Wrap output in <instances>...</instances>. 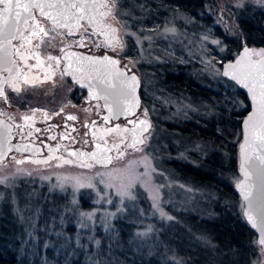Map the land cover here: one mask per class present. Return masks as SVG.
I'll use <instances>...</instances> for the list:
<instances>
[{
	"label": "rangeland",
	"instance_id": "1",
	"mask_svg": "<svg viewBox=\"0 0 264 264\" xmlns=\"http://www.w3.org/2000/svg\"><path fill=\"white\" fill-rule=\"evenodd\" d=\"M205 4L208 6L203 11L195 12L197 18L183 11L171 15L152 11L153 20L145 23L143 8L136 5L134 10L128 0H113L126 47L128 36L131 38V66L140 78L142 108L153 124L148 141L114 164L92 170L50 168L19 175L18 169L0 166V264L9 263L5 257L9 252L17 262L24 250L30 259L35 257L43 264L44 248H50L49 256L54 257L64 243L94 252L101 234L114 233L113 221H125L123 225L129 227V232L124 227L129 236L114 244L116 250L129 249L136 254L129 259L153 264H210L215 250L194 228H209L195 222L212 218L215 195L180 181L171 165L176 161L189 163L193 155L211 152L207 141L197 138L195 129L204 122L208 125L219 113L216 104L206 110L199 108L202 100L198 93L193 98L165 76L179 69L195 82L231 94L235 81L220 72L219 56L228 48L224 37L230 43V39L236 40L238 14L242 10V14L264 13V0H206ZM259 20L264 29V18ZM221 106V114L229 108ZM184 124L188 127L180 128ZM238 178L232 175L227 182L234 186ZM52 194L63 203L54 200L60 203L54 204L57 210L48 207L43 216L42 196ZM229 204L242 215L243 203L237 196ZM66 225L74 231L65 229ZM49 238L62 247L50 246ZM217 256L219 263L230 260L221 253ZM88 264L98 262L89 259ZM247 264H264L259 246Z\"/></svg>",
	"mask_w": 264,
	"mask_h": 264
},
{
	"label": "flooded vegetation",
	"instance_id": "2",
	"mask_svg": "<svg viewBox=\"0 0 264 264\" xmlns=\"http://www.w3.org/2000/svg\"><path fill=\"white\" fill-rule=\"evenodd\" d=\"M99 8L102 13L97 15L106 21L105 29L84 20L74 25L50 22L33 10L34 17H28L25 27L12 38L10 64L0 66V117L9 127L10 140L20 149L7 151L0 160L2 169H18L19 175L50 168L92 170L104 167L95 162L103 153L108 154V166L147 143L153 124L142 108L140 92L135 111L113 116L105 112L99 98H86V88L62 67V54L74 48L107 52L126 70L135 69L131 54L125 52V34L113 0H102ZM249 47L251 55L264 64V46ZM139 115L149 119V126L141 132V141L133 143L130 128ZM260 249L264 252L261 245Z\"/></svg>",
	"mask_w": 264,
	"mask_h": 264
},
{
	"label": "trees",
	"instance_id": "3",
	"mask_svg": "<svg viewBox=\"0 0 264 264\" xmlns=\"http://www.w3.org/2000/svg\"><path fill=\"white\" fill-rule=\"evenodd\" d=\"M126 1V0H125ZM131 6L136 9L141 7L146 12V22H149V18L152 19L153 12H162L166 15L171 13L184 12L188 15H192L194 18L197 10L203 11L207 4L206 0H128ZM202 9V10H201ZM251 10V8H249ZM238 14L236 18V28L238 31V37L236 40H229L224 37L226 41V52L221 54L219 57L221 60L231 56L235 50L242 44L248 45H263L264 46V29L261 26L259 19L264 18V13L259 11H249V14ZM152 16V17H151ZM200 17V15H199ZM155 18H160L155 16ZM197 18V17H196ZM201 18V17H200ZM153 20V19H152ZM156 22V21H155ZM215 31H218V26L214 25ZM130 37L127 38V47L125 52L131 54V43ZM231 45V46H230ZM165 78L176 86L177 89L182 88L183 91H189L191 96L195 98L197 95L200 96L202 102L198 104L199 108L206 110L208 105H215V109L219 115L212 116L211 120H208V125L202 123L196 130L197 138L201 141H207L211 152L204 154L193 155L191 161H176L171 165L172 170L175 172L176 177L185 183L191 185H198L199 187L208 189L210 193L215 195V204L212 206L213 214L210 219H200L196 221V225L205 226L208 225V229L194 228L199 231L208 240V243L215 250V255H212L210 264H247L254 256V249L260 244L257 242L254 232L249 227L248 223L244 220L243 216L237 210H233L229 202L236 198V193L232 184L228 183V177L236 175L239 177L240 174L237 170V161L239 158V142L241 139L242 129V117L245 111L249 107L248 99L245 94L237 87L235 90H231L228 96L225 93H221L219 90H212L209 86H205L199 82H195L190 79L186 73L178 70H170L166 74ZM177 81V83H175ZM198 90V92H197ZM198 93L197 95L195 94ZM228 98H227V97ZM238 99V101H237ZM236 100V102H234ZM237 102L240 104L237 105ZM221 105L228 108L221 114ZM225 114V115H224ZM188 121V120H187ZM204 124V125H203ZM203 125V126H202ZM211 126V127H210ZM188 127V125H180V128ZM210 127V128H209ZM193 132V130H191ZM194 131V132H195ZM201 131H207L201 132ZM185 134H187L185 132ZM205 136V137H204ZM223 140H222V137ZM207 137V138H206ZM238 197V196H237ZM45 201L42 202L43 206H40V213L44 216L45 212H48V207L52 210H57L54 204L63 203L56 194L51 196H42ZM54 200L59 202L55 203ZM48 201H51L50 205ZM58 210H61L59 208ZM125 221H113L112 236L109 234H101L99 236L98 247L94 252L83 248L82 246L71 247L70 244L64 243L61 252L56 253L55 256L49 252L50 248H44V260H41L43 264H88V260H97L98 264H153L151 261L143 260L142 262L135 258L129 259V256H136L135 253L129 249H115V242L119 239H123L129 236V227H125L123 223ZM128 226V224H127ZM128 228L126 233L125 228ZM70 226L66 225L65 229L70 230ZM51 245L56 247L59 242H55L53 238H49ZM113 241V244L111 243ZM102 242H106L108 247L106 248ZM69 246V247H68ZM51 247V248H52ZM62 247V245H59ZM28 250H24V255L15 262L10 252L5 255L10 261L8 264H38L40 260L35 257L30 259ZM221 253L222 257L230 260H225L223 263L216 261L218 259L217 254ZM0 253V259L1 258ZM103 255V256H102ZM101 258V259H99ZM183 258V257H182ZM1 261V260H0ZM145 262V263H143ZM191 264V263H189Z\"/></svg>",
	"mask_w": 264,
	"mask_h": 264
},
{
	"label": "water",
	"instance_id": "4",
	"mask_svg": "<svg viewBox=\"0 0 264 264\" xmlns=\"http://www.w3.org/2000/svg\"><path fill=\"white\" fill-rule=\"evenodd\" d=\"M102 0H0V66L10 64L11 40L36 14L48 21L74 25L80 20L93 27L104 28L98 17ZM105 2V0H103ZM105 29V28H104ZM6 51V53H5ZM6 54V58H5ZM64 71L80 86L87 97L99 98L106 113L113 116L130 114L139 104V76L126 70L117 58L107 52L89 53L68 49L63 54ZM221 74L233 79L245 94L249 107L242 117L241 139L237 170L240 174L234 191L243 203L242 216L264 248V64L251 55L243 43L236 53L221 62ZM149 126V119L139 115L130 128L133 143L141 141V132ZM132 130V132H131ZM20 149L10 140L9 127L0 117V160L9 149ZM96 164L109 163L108 154L99 155Z\"/></svg>",
	"mask_w": 264,
	"mask_h": 264
}]
</instances>
